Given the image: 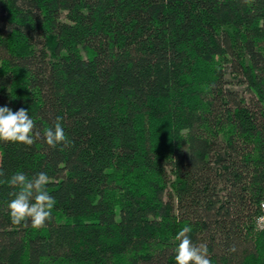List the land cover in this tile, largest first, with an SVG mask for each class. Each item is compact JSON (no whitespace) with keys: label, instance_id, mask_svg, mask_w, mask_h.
Listing matches in <instances>:
<instances>
[{"label":"trees","instance_id":"1","mask_svg":"<svg viewBox=\"0 0 264 264\" xmlns=\"http://www.w3.org/2000/svg\"><path fill=\"white\" fill-rule=\"evenodd\" d=\"M0 106L39 134L0 142V180L57 200L13 225L0 183V264H175L185 224L212 264H264V0H0Z\"/></svg>","mask_w":264,"mask_h":264},{"label":"clouds","instance_id":"2","mask_svg":"<svg viewBox=\"0 0 264 264\" xmlns=\"http://www.w3.org/2000/svg\"><path fill=\"white\" fill-rule=\"evenodd\" d=\"M35 126L28 109L13 111L8 106H0V142L32 145L39 136L34 132ZM43 135L44 142L53 148L69 143L61 117H57L56 122L48 126ZM50 179L44 171L32 177L23 171H16L6 181L0 180V183L6 182L12 189L7 208L13 225L39 230L52 219L57 200L48 191ZM192 230L191 224H185L175 234V264H212L207 245H197L189 236Z\"/></svg>","mask_w":264,"mask_h":264},{"label":"built area","instance_id":"3","mask_svg":"<svg viewBox=\"0 0 264 264\" xmlns=\"http://www.w3.org/2000/svg\"><path fill=\"white\" fill-rule=\"evenodd\" d=\"M256 229L259 231H264V201L260 205V213L255 221Z\"/></svg>","mask_w":264,"mask_h":264},{"label":"rangeland","instance_id":"4","mask_svg":"<svg viewBox=\"0 0 264 264\" xmlns=\"http://www.w3.org/2000/svg\"><path fill=\"white\" fill-rule=\"evenodd\" d=\"M236 88H238V89H240V90H243V89H244V87H240V86H238V85H236Z\"/></svg>","mask_w":264,"mask_h":264}]
</instances>
